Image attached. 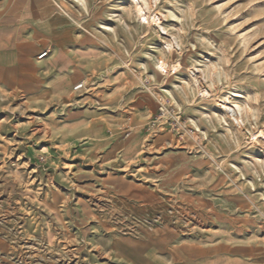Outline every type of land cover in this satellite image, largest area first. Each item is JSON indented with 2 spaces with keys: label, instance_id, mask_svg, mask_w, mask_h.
I'll list each match as a JSON object with an SVG mask.
<instances>
[{
  "label": "rangeland",
  "instance_id": "rangeland-1",
  "mask_svg": "<svg viewBox=\"0 0 264 264\" xmlns=\"http://www.w3.org/2000/svg\"><path fill=\"white\" fill-rule=\"evenodd\" d=\"M136 1L58 0L81 78L55 96L0 93V264H125L159 226L186 233L197 218L159 195L165 175L223 191L264 249V151L250 136L264 129V0H139L152 21Z\"/></svg>",
  "mask_w": 264,
  "mask_h": 264
},
{
  "label": "crops",
  "instance_id": "crops-1",
  "mask_svg": "<svg viewBox=\"0 0 264 264\" xmlns=\"http://www.w3.org/2000/svg\"><path fill=\"white\" fill-rule=\"evenodd\" d=\"M58 5V0H0V93L55 96L81 78L79 54L65 44L73 38ZM165 177L158 180L159 195L193 213L197 222L184 234L176 226H159L132 243L125 264H264L253 219L239 214L228 195L192 175Z\"/></svg>",
  "mask_w": 264,
  "mask_h": 264
},
{
  "label": "bare ground",
  "instance_id": "bare-ground-1",
  "mask_svg": "<svg viewBox=\"0 0 264 264\" xmlns=\"http://www.w3.org/2000/svg\"><path fill=\"white\" fill-rule=\"evenodd\" d=\"M145 5H147V4L137 0L136 3H135V10H136V12L138 13V15L140 17H143V18L147 19L148 21L149 20L152 21L153 17L151 18V17H149V15H147V12H146V7L147 6H145ZM175 42L176 41L170 40L169 42H167L165 44V48L168 51H170L171 49H174V45L176 44ZM180 62L181 61H177V60L166 61L164 59H157L154 62L153 66H154V69L159 71V72H164L166 74H168V73L170 74L171 71L179 72V71L182 70V68H183L182 64H181L182 62L181 63ZM185 70H186L189 82L193 83L195 85V87L197 88L198 94L201 97H206L208 92H209V90L204 84V82H205V74H204L203 70L201 68L197 67V66H194V65H192L190 67H186ZM200 84H202V86H199ZM227 101H228L227 99H223L221 101V105L223 106L225 114L227 116L233 118L238 125L241 124L242 107L239 104H237V103H233L232 105H227L226 104ZM250 136H251L252 140L257 141L259 144H261V146L263 148V151H264V129L257 128V130H254L250 134Z\"/></svg>",
  "mask_w": 264,
  "mask_h": 264
},
{
  "label": "built area",
  "instance_id": "built-area-1",
  "mask_svg": "<svg viewBox=\"0 0 264 264\" xmlns=\"http://www.w3.org/2000/svg\"><path fill=\"white\" fill-rule=\"evenodd\" d=\"M45 55V53H42V54H40V56L39 57H42V56H44ZM82 87V85L81 84H79V85H77L76 87H75V89H78V88H81ZM165 104L162 102V106L160 107V111L162 112V113H164L165 112Z\"/></svg>",
  "mask_w": 264,
  "mask_h": 264
}]
</instances>
